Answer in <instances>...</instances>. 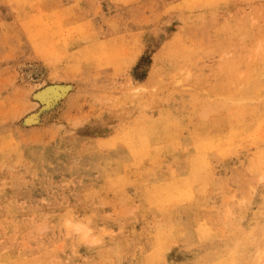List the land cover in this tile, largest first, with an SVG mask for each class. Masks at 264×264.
Segmentation results:
<instances>
[{
  "label": "rangeland",
  "instance_id": "rangeland-1",
  "mask_svg": "<svg viewBox=\"0 0 264 264\" xmlns=\"http://www.w3.org/2000/svg\"><path fill=\"white\" fill-rule=\"evenodd\" d=\"M262 176L264 0H0V264H264Z\"/></svg>",
  "mask_w": 264,
  "mask_h": 264
},
{
  "label": "bare ground",
  "instance_id": "bare-ground-1",
  "mask_svg": "<svg viewBox=\"0 0 264 264\" xmlns=\"http://www.w3.org/2000/svg\"><path fill=\"white\" fill-rule=\"evenodd\" d=\"M35 37H36V36H35ZM225 43H226V42H225ZM225 45H226V44H225ZM58 88H59V86H58ZM66 88H67V87H66ZM62 89L65 90L64 88H61V91H62ZM59 90H60V89H59ZM66 91H67V90H66ZM35 94H36V93H35ZM60 95H61V93H60ZM60 95H59L58 90H56V89H54V88H51V89H48V90L44 91L43 93H40L39 96L41 97L42 100L45 101V103L47 104V105H46V108H48V107L51 106L52 103H53V102H52V101H53L52 99H54V98L56 99V98H57L58 96H60ZM37 98H38V97H37ZM238 116H239V115H238ZM238 119H239V118H238ZM241 119H242V118H241ZM241 119H240V120H241ZM232 122H233V121H232ZM241 122H242V121H241ZM244 123H245V121H243V124H244ZM232 124H235V123H232ZM243 124H241L240 122L237 121V126L241 127L239 130H238V129L234 130L233 127H229V128L226 127V128H225V131H223V132H224V135L222 136V138H221V133H220V135H219L220 137H219V139H218V142H220V138H221V141H222V142H226V143L229 142L230 140H234V139H232L233 137H231V136H233V135H234V137L237 136V138L235 137L237 140H240L241 138H244V139H245V138H247V139L250 138L251 133H252L255 129H257V127H255V126H254V127H251V130H249L250 126H249V128H247V126L245 127V126H243ZM245 124H246V123H245ZM245 124H244V125H245ZM256 124H257L258 126H260V122H256ZM229 126H230V125H229ZM234 126H235V125H234ZM236 128H237V127H236ZM244 129L247 130V132H245ZM237 130H238V131H237ZM262 132H263V131H261L259 134H261ZM213 134H214V133H213ZM218 134H219V133H218ZM222 134H223V133H222ZM215 135H216V134H215ZM215 135H214V136H215ZM261 135H262V134H261ZM230 138H231V139H230ZM239 138H240V139H239ZM203 140H204V139H203ZM200 141H201V140H200ZM198 142H199V141H198ZM216 142H217V141H216ZM199 143H201V142H199ZM226 143H225V145H226ZM237 143H238V142H237ZM239 143H241V142H239ZM213 144H214V142H213ZM218 144L221 145V143H218ZM228 144H229V143H228ZM223 145H224V144H223ZM232 145H233V143H232ZM204 146H205V145H204ZM228 146H230V145H228ZM207 147H208V146H207ZM214 147L216 148L215 145H214ZM221 147H222V145H221ZM215 148H214V149H215ZM208 149H210V148L208 147ZM206 150H207V149H206ZM215 150H217V149H215ZM209 151H210V150H209ZM133 158H134V157H133ZM127 171H128V170H127ZM126 177H127V176H126ZM126 180H127V179H126ZM183 185H184V184H183ZM183 185H182V187L187 186V185H184V186H183ZM202 186H203V185H202ZM204 187H205V186H204ZM209 188H210V187H209ZM183 189H184V188H183ZM185 189H186V188H185ZM185 189H184V190H185ZM186 191H187V190H186ZM202 191H203V190H202ZM202 191L200 192L201 194H202ZM208 191H209V190H208ZM208 191H206V192H208ZM172 192H173V191H172ZM176 192H177V191H176ZM187 192H188V191H187ZM189 192H190V191H189ZM156 193H157V192H156ZM180 193H181V191L179 192V194H180ZM175 194H176V193H175ZM183 194H184V193H183ZM185 194H189V193H186V192H185ZM185 194H184V195H185ZM181 195H182V194H181ZM204 195H205V194H204ZM152 196H153V195H152ZM188 196H189V195H188ZM200 196H201V195H200ZM158 197H159V196H158ZM160 197H162V196H160ZM169 197H171V196H169ZM169 197H168V198H169ZM184 197L187 198L186 195H185V196L182 195L183 201H180L179 204H181L182 202L185 203V199H184ZM197 197H198V196H197ZM201 197H204V196H201ZM165 198H167V197H165ZM165 198H164V201H166ZM168 198H167V199H168ZM175 198H176V196L174 195L173 199H170L171 203H172V202H175V201H173V200H175ZM180 198H181V197H180ZM182 198H181V199H182ZM191 198H192V197H191ZM191 198H190V199H191ZM157 199H158V198H157ZM160 200H161V199H160ZM177 200H178V199H177ZM191 200H193V199H191ZM195 200H196V199H195ZM153 201H154V200H153ZM170 201H168L169 204H170ZM186 201H188V200H186ZM189 201H190V200H189ZM204 201H205V200H204ZM162 202H163V201H162ZM168 202H167V203H168ZM177 202H178V201H177ZM177 202H176V203H177ZM176 203L174 204L175 206H176ZM204 203L206 204V201H205ZM179 204H178V206H179ZM186 204H187V203H186ZM186 204H185V205H186ZM202 204H203V203H202ZM205 204H204V205H205ZM207 204H208V203H207ZM209 204H210V202H209ZM149 205H150V204H149ZM149 205H148V206H149ZM156 205H157V204H156ZM174 205H173V206H174ZM1 206H2V205H1ZM11 206H12V205H11ZM11 206H10V207H11ZM160 206H161V205H160ZM163 206H165V204H164ZM205 206H206V205H205ZM19 207H20V206H19ZM19 207H18V208H19ZM35 207H36V206H35ZM145 207H146V206H145ZM165 207L168 208L167 206H165ZM176 207H177V206H176ZM213 207H214V206H213ZM15 208H16V206H15ZM171 208H172V207H171ZM171 208H170V210H171ZM197 208H199V207H197ZM11 209H12V208H11ZM13 209H14V208H13ZM200 209H201V208H200ZM2 210H3V209H2ZM7 210H9V209L7 208ZM166 210H167V209H166ZM172 210H173V208H172ZM172 210H171V211H172ZM214 210H215V209H214ZM4 211H5V210H4ZM171 211H168V212H171ZM197 211H198V210H197ZM6 212H7V211H6ZM6 212L3 213V214H7ZM8 212H9V211H8ZM14 212L16 213V211H14ZM11 213H12V212H11ZM42 213H43V215H44V212H42ZM148 213H149V212H148ZM150 213H151V212H150ZM174 213H175V212H174ZM174 213H173V214H174ZM8 214H9V213H8ZM13 214H14V213H13ZM56 214H57V213H56ZM186 214H187V212H186ZM202 214H204V213H202ZM49 215H50V213H49ZM146 215H148V214H146ZM199 215H201V214H199ZM206 215H207V214H206ZM206 215H205V216H206ZM7 216H8V215H7ZM9 216H10V215H9ZM35 216H36V215H35ZM38 216H39V214H38ZM159 216H160V215H159ZM169 216H170V214H169ZM172 216H173V215H172ZM177 216H178V215H177ZM42 217H43V216H42ZM145 217H147V216H145ZM160 217H161V216H160ZM163 217H165V216H163ZM170 217H171V216H170ZM174 217H175V216H173V218H174ZM216 217H217V216H216ZM15 218H16V217H15ZM24 218H25V217H24ZM36 218H37V217H36ZM46 218H47V217H46ZM168 218H169V217H168ZM205 218H206V217H205ZM32 219H33V218H32ZM32 219H31V220H32ZM37 219H38V218H37ZM41 219H42V218H40L39 220H41ZM43 219H45V218H43ZM158 219H159V218H157V220H158ZM33 220H34V219H33ZM33 220H32V221H33ZM157 220H156V221H157ZM178 220H179V219H178ZM34 221H35V220H34ZM36 221L38 222V220H36ZM41 221H42V220H41ZM46 221H47V220H46ZM123 221H126V220H123ZM127 221H128V220H127ZM137 221H138V220H137ZM158 221H159V220H158ZM164 221H166V220H164ZM172 221H173V220H172ZM179 221H180V220H179ZM0 222H1V221H0ZM27 222H28V221H27ZM43 222H44V221H43ZM129 222H130V221H129ZM144 222H145V221H144ZM146 222H147V221H146ZM149 222H150V221H149ZM31 223H33V225H34V222H31ZM69 223H71V222L69 221V222H68V225H70ZM134 223H135V222H134ZM138 223H139V221H138ZM152 223H153V222H152ZM152 223H151V224H152ZM157 223H158V222H157ZM162 223H163V222H162ZM38 224H39V223H38ZM40 224H41V223H40ZM44 224H46V223H44ZM71 224H72V223H71ZM122 224H124V223H122ZM122 224H121V225H122ZM143 224H145V223H143ZM163 224H164V223H163ZM168 224H169V223H168ZM23 225H24V224H23ZM31 225H32V224H31ZM36 225H37V224H36ZM68 225H66V227H68ZM161 225H162V224H161ZM166 225H167V224H165V226H166ZM170 225H171V223H170ZM170 225L168 226V228L170 227ZM175 225H176V224H175ZM29 226H30V223H29ZM144 226H145V225H144ZM172 226H173V225H172ZM178 226H179V225H178ZM32 227H33V226H32ZM35 227H36V226H35ZM69 227H70V226H69ZM139 227H140V226H139ZM141 227H142V226H141ZM162 227L164 228V226H162ZM30 228H31V227H30ZM30 228H29V229H30ZM37 228H38V229H37ZM37 228H36V230H37V231H38V230L40 231V226H38ZM41 228H42V226H41ZM44 228H46V225H45ZM76 228H77L78 231H80V232H84V233H85V236H88L89 229H87L86 226H83V225H77ZM137 228H138V227H137ZM150 228H152V227H150ZM172 228H173V227H172ZM175 228H176V227H175ZM178 228H179V227H178ZM18 229H19V228H18ZM71 229H72V228H71ZM141 229H143V227H142ZM147 229H148V227H147ZM159 229H160V226H159ZM19 230H20V229H19ZM41 230H42V229H41ZM168 230H169V229H168ZM170 230L172 231V229H170ZM176 230H177V229H176ZM28 231H29V230H28ZM32 231L35 232L33 229L31 230V232H32ZM37 231H36V232H37ZM44 231H45V229H44ZM46 231H48V230H46ZM60 231H62V230H60ZM78 231H76V232H78ZM165 231H167V230H165ZM171 231H170V232H171ZM15 232H16V231H15ZM24 233H25V231H24ZM24 233L22 232L21 234H24ZM40 233H41V231H40ZM40 233H39V234H40ZM42 233H43V232H42ZM74 233H75V231H74ZM92 233H93V232H92ZM151 233L154 234V237L156 236V234H155L154 232H151ZM6 234H7V232H6ZM31 234H32V233H31ZM54 234H55V233H54ZM54 234H52V235H54ZM68 234H69V233H68ZM68 234H67V237H68ZM127 234H128V233H127ZM130 234H132V233H130ZM146 234H147V233H146ZM165 234H166V233H165ZM168 234H169V233H168ZM168 234H167V235H168ZM16 235H17V234H16ZM27 235H28V234H27ZM36 235H37V233H36ZM45 235H46V234H45ZM62 235H63V233H62ZM137 235H138V234H137ZM139 235H140V234H139ZM143 235H145V234H143ZM167 235H165V237H166ZM178 235H179V234H178ZM19 236L21 237V235H19ZM28 236H29V235H28ZM146 236H148V235H146ZM169 236H170V235H169ZM171 236H172V234H171ZM175 236H176V235H175ZM10 237H11V236H10ZM23 237H24V236H23ZM25 237H26V235H25ZM35 237H37V236H35ZM40 237H41V236H40ZM40 237H39V239H40ZM52 237H53V236H52ZM55 237H56V236H55ZM74 237H75V236H74ZM94 237H95V236H94ZM141 237H142V235H141ZM152 237H153V236H152ZM152 237H149V238H152ZM160 237H162V234H161ZM173 237H174V236H173ZM1 238H2V237H1ZM16 238H17V236H16ZM21 238H22V237H21ZM44 238H45V236H44ZM90 238H91V237H90ZM149 238H148V239H149ZM168 238H169V237H168ZM28 239H29V238H28ZM36 239H37V238H36ZM42 239H43V238H42ZM54 239H55V238H54ZM113 239H115V238H113ZM148 239H147V240H148ZM156 239H157V238H156ZM161 239H162V238H161ZM164 239H165V238H164ZM29 240H30V239H29ZM37 240H38V239H37ZM44 240H45V239H44ZM84 240H85V239H84ZM96 240H97V242H98V239H96ZM143 240H144V239H143ZM152 240L154 241V239H152ZM166 240H167V239H166ZM1 241H2V240H1ZM8 241H9V240H8ZM10 241H11V240H10ZM18 241H20V240H18ZM163 241H164V240H163ZM201 241H202V240H201ZM22 242H23V241H22ZM85 242H86V244L88 243L87 241H85ZM90 242H91V241H90ZM97 242H95V243H97ZM99 242H100V241H99ZM99 242H98V243H99ZM124 242H125V241H124ZM149 242H150V241H149ZM149 242H148V243H149ZM160 242H161V240H160ZM5 243H6V241H5ZM17 243H18V242H17ZM17 243H16V244H17ZM98 243H97V244H98ZM125 243H126V242H125ZM154 243H155V242H154ZM10 244H11V243H10ZM19 244H20V243H18V245H19ZM24 244H25V242H24ZM50 244H51V243H50ZM91 244H94V243H91ZM157 244H158V242H157ZM159 244H160V243H159ZM159 244H158V245H159ZM2 245H3V244H2ZM8 245H9V244H8ZM143 245H144V244H143ZM158 245H157V246H158ZM165 245H167V244L164 243V246H165ZM27 246H31V245H27ZM52 246H53V245H52ZM86 246H87V245H86ZM151 246H152V245H151ZM5 247H6V246H5ZM14 247H15V244H14ZM24 247H25V246H24ZM0 248H1V247H0ZM17 248H18V246H17ZM41 248H42V246H41ZM41 248H40V249H41ZM47 248H48V247H47ZM159 248H160V247H159ZM162 248H164V247H162ZM167 248H168L167 250H169V246H168ZM12 249H14V248H12ZM25 249H26V248H25ZM74 249H75V248H74ZM74 249H73V250H74ZM5 250H6V248H5ZM162 250H163V249H162ZM9 251H11V250L9 249ZM74 251H75V250H74ZM7 252H8V251H7ZM17 252H19V251H17ZM54 252H56V251H54ZM154 252L156 253V251H154ZM9 253H10V252H9ZM11 253H12V252H11ZM52 253H53V252H52ZM155 253H154V254H155ZM15 255H16V254H15ZM45 255H47V254H45ZM48 255H49V254H48ZM167 255H168V254H167ZM0 256H1V255H0ZM11 256H12V255H11ZM39 256H40V255H39ZM50 256H51V255H50ZM50 256H48V257H50ZM9 257H10V256H9ZM17 257H18V256H17ZM17 257H16V258H17ZM37 257H38V256H37ZM51 257H52V256H51ZM14 258H15V256H14ZM32 258H33V257H31V260H32ZM41 258H42V257H41ZM41 258H40V260H41ZM52 258H53V257H52ZM135 258H136V257H135ZM145 258H146V257H145ZM8 259H9V258H8ZM11 259H12V258H11ZM21 259H22V258H21ZM29 259H30V258H29ZM29 259H28V260H29ZM53 259H54V258H53ZM143 259H144V258H143ZM9 260H10V259H9ZM9 260H8V261H9ZM31 260H30V263L32 264ZM38 260H39V259H38ZM43 260H44V259H43ZM43 260H42V261H43ZM49 260H51V259L49 258ZM55 260H58V259H55ZM165 260H166V259H165ZM0 261H1V260H0ZM33 261H34V258H33ZM150 261H151V260H150ZM158 261H159V260H158ZM3 262H4V260H3ZM6 262H7V261H6ZM18 262H19V261H18ZM21 262H22V261H21ZM24 262H25V260H24ZM36 262H37V261H36ZM153 262H154V261H153ZM153 262H152V263H153ZM166 262H167V261H166ZM1 263H2V262H1ZM33 263H34V262H33ZM37 263H39V262H37ZM16 264H17V263H16ZM18 264H19V263H18ZM25 264H26V262H25ZM35 264H36V263H35ZM45 264H46V263H45ZM47 264H48V262H47ZM49 264H50V263H49Z\"/></svg>",
  "mask_w": 264,
  "mask_h": 264
},
{
  "label": "snow or ice",
  "instance_id": "snow-or-ice-1",
  "mask_svg": "<svg viewBox=\"0 0 264 264\" xmlns=\"http://www.w3.org/2000/svg\"><path fill=\"white\" fill-rule=\"evenodd\" d=\"M261 180H262V182H264V176L261 177ZM165 251L166 250H164V251L161 252V257H160V260L158 261V264H164V262H163V256H164V252Z\"/></svg>",
  "mask_w": 264,
  "mask_h": 264
}]
</instances>
